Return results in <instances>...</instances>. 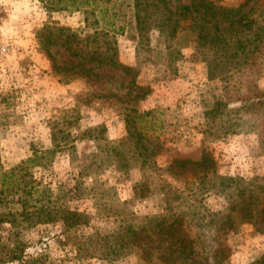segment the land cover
Listing matches in <instances>:
<instances>
[{
    "label": "rangeland",
    "instance_id": "rangeland-1",
    "mask_svg": "<svg viewBox=\"0 0 264 264\" xmlns=\"http://www.w3.org/2000/svg\"><path fill=\"white\" fill-rule=\"evenodd\" d=\"M214 1L236 9L246 2ZM119 3V15L98 24L110 30L120 63L115 66L89 60L86 53L76 57L66 41L56 38L50 44L53 59L43 48L40 32L51 26L70 28L92 47L106 50L105 36L87 25L82 11L50 12L41 0H0V264H16L7 260L15 240L24 243V254L45 253L50 264H141L137 250L114 261L79 259L71 241L112 224L99 209L117 199L136 225L170 207L188 210L194 197L186 179L192 174L176 165L173 170L181 173L176 175L170 165L178 159L199 160L204 149L214 156L218 174L264 187V134L248 122L218 141L203 133L204 101L221 96L236 108L264 97V40L254 59L222 68L211 78L195 43L178 45L182 56L171 58L167 34L150 28L140 35L131 8L124 7L129 1ZM180 4L192 0H168L173 11ZM243 13L256 20L253 31L264 27V0L249 1L230 19ZM80 62L77 74L65 69ZM54 63L64 70L57 71ZM83 68H92L94 75ZM46 150L43 164L28 162ZM31 182L49 184L54 198L67 184L73 189L68 203L90 213L91 224L62 234L60 224L27 228L21 218L12 222L9 214L21 211L17 187ZM13 185L16 195L9 191ZM196 203L216 211L229 207L220 194ZM219 238L226 255L206 256L203 264H250L264 257V232L251 224ZM140 240L146 239L141 235Z\"/></svg>",
    "mask_w": 264,
    "mask_h": 264
},
{
    "label": "trees",
    "instance_id": "trees-1",
    "mask_svg": "<svg viewBox=\"0 0 264 264\" xmlns=\"http://www.w3.org/2000/svg\"><path fill=\"white\" fill-rule=\"evenodd\" d=\"M41 1L50 12L82 11L87 25L95 28L99 35L105 36L108 45L106 50H100V47H92L93 45H89L79 34L71 32L70 28L48 26L39 36L43 48L52 59L50 44L56 38L55 42L57 39L66 41L67 48L76 57L86 53L87 55L83 56L88 57L89 60L120 65L114 42L112 43L108 34L110 30L100 29L98 25L100 19L107 20L108 16L112 18L119 15L118 12L121 10L119 0ZM128 1L129 3L124 7L131 8L134 20L132 23L136 25L135 29L140 35L144 36L150 28L166 33L171 58L182 56L179 46L183 42L192 41L197 52L201 53L207 63L211 78L215 77L216 72L222 68L254 59L264 40V27L260 28L262 31H253V26L257 22L255 19H249L246 13L240 18L230 19L236 10L239 11L251 0H246L237 9L223 7L214 0H192V4H180L174 11L169 7L168 0ZM225 23L228 25L223 27ZM249 32L252 33L248 34ZM92 37L90 35L88 39ZM81 65L80 62L65 69L77 74ZM54 68L60 72L64 70L57 63H54ZM91 69L81 70L88 76H93ZM203 103V133L210 141L222 140L238 132V126L246 122L254 130L264 134L263 96H258L236 108H230L229 102L221 96H213L211 100ZM53 137L55 141L56 133H53ZM46 152L47 150L36 152L28 162L43 164L42 160L47 156ZM189 163L191 165H188ZM176 165L180 169L185 167L191 172V178L186 179L188 186L186 190L191 191L196 202L205 200L210 195L220 194L228 200V209L216 211L204 205L200 207L192 199L193 202L188 210L170 207L165 213L146 216L143 223L141 221L136 225L132 224L133 215L126 216L122 203L117 199L115 204L99 209L103 214L102 218L112 219V224L107 225L101 233L75 236L71 241L72 248L77 253L76 257L88 259L98 256L107 261H114L137 250L141 264H203L202 259L206 256L217 259L225 254L219 245V237L226 231H237L242 225L251 224L258 232H264L263 185L240 176L218 174L214 156L205 149L199 160L178 159L176 164L170 165L173 173L181 175L179 171L173 170L172 167ZM10 174L15 176V170ZM13 178L15 181L16 178ZM61 187L63 192L59 191L54 198L49 184L40 182L19 184L17 188H20L22 193L18 199L21 202V211L9 214L12 216V222L15 223L21 218L22 224L27 228L60 224L62 234L73 233L81 227L89 226L92 215L72 207L66 197L72 196L70 192H73V189L68 190L67 184L60 185V190ZM9 188L12 192L15 186ZM12 194L16 195V191ZM121 215L124 216L122 219ZM97 216L101 215L97 214ZM141 235L146 239L145 241L140 240ZM17 242L22 241L15 240L8 262L50 264L49 257L45 253L26 255L24 243L19 245ZM250 264H264V257Z\"/></svg>",
    "mask_w": 264,
    "mask_h": 264
}]
</instances>
